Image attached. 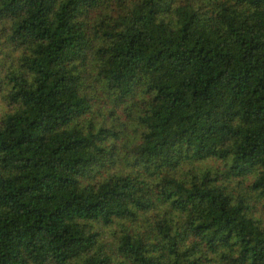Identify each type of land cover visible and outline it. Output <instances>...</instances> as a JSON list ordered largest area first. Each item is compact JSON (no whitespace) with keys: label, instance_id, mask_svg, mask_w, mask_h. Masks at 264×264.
Segmentation results:
<instances>
[{"label":"trees","instance_id":"16d2710c","mask_svg":"<svg viewBox=\"0 0 264 264\" xmlns=\"http://www.w3.org/2000/svg\"><path fill=\"white\" fill-rule=\"evenodd\" d=\"M0 264H264V0H0Z\"/></svg>","mask_w":264,"mask_h":264},{"label":"rangeland","instance_id":"374dc122","mask_svg":"<svg viewBox=\"0 0 264 264\" xmlns=\"http://www.w3.org/2000/svg\"><path fill=\"white\" fill-rule=\"evenodd\" d=\"M92 118L96 121H101L102 119H104L107 123L109 124H117L118 122L121 120H124L126 117L121 114L120 117L118 116L117 118H114L113 115L111 113H109L107 110H103L102 112H95L92 115ZM128 122V121H126ZM121 132L123 134H131L132 133V126L130 123H127L126 126L124 128L120 127Z\"/></svg>","mask_w":264,"mask_h":264}]
</instances>
